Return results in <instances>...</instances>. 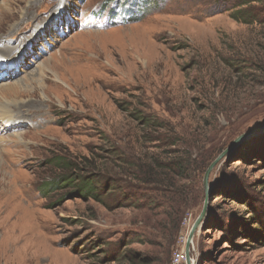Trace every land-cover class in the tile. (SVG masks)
<instances>
[{
    "label": "rangeland",
    "instance_id": "obj_1",
    "mask_svg": "<svg viewBox=\"0 0 264 264\" xmlns=\"http://www.w3.org/2000/svg\"><path fill=\"white\" fill-rule=\"evenodd\" d=\"M231 1L0 0V59H21L11 77L0 68V103L16 120L0 124V264H113L120 252L171 264L204 203L195 264H264V80L224 60L253 57L264 33L234 22ZM133 109L168 128L140 126ZM171 130L190 144L164 147ZM173 149L195 179L182 177L191 201L169 248L153 214L136 240L138 197L153 186L126 161ZM89 173L119 184L108 207L60 183Z\"/></svg>",
    "mask_w": 264,
    "mask_h": 264
},
{
    "label": "trees",
    "instance_id": "obj_2",
    "mask_svg": "<svg viewBox=\"0 0 264 264\" xmlns=\"http://www.w3.org/2000/svg\"><path fill=\"white\" fill-rule=\"evenodd\" d=\"M222 10V9H221ZM230 12L229 17L236 23L242 24L246 27L260 26L262 27L258 33H264V0H232L231 4L227 9ZM264 39V38H263ZM257 49L254 50V56H241L242 61L237 63H230L229 59H224L227 65L234 71L235 74H244L245 71H250L249 80L253 85H259L260 80H264V43L258 44ZM240 53H235L233 57H239ZM253 73V75H251ZM257 75L258 80H254V75ZM255 75V77H256ZM257 82V83H256ZM264 84V81H263ZM253 88V87H252ZM251 90V89H250ZM254 90V91H253ZM250 92H255V89ZM132 120L137 122L143 127H155L156 129L168 128L163 121L159 120L156 116L137 109H133L129 113ZM173 140L171 143H166L164 147H177L181 142L183 144L189 142L181 139L179 135H176L172 130ZM189 137V136H188ZM172 139V138H171ZM160 141V139H156ZM192 143L193 142L191 139ZM193 146V145H192ZM188 145V147H192ZM167 155V156H166ZM178 157H171L176 156ZM165 161L164 159H167ZM163 158V159H161ZM189 156L185 151H179V149H173L167 154L157 153L152 154L151 157H140L135 158L132 155L128 156L126 161V172L128 175L133 177H144L143 181H147L146 185L153 186L152 189H143L148 191V196L140 195L138 200L141 203L140 208L147 212V215L142 219L143 225L138 228L139 233L137 241L142 242L146 238L144 228H147L146 220L153 214L159 216L160 220L156 223V227L159 230L160 239L167 240L171 238V241L167 244L169 248L173 247L178 238V232L182 223L183 212L189 205L191 189L185 188L182 184V177L185 174L189 175L192 171H183L188 169L184 165V160ZM173 160V161H172ZM132 162V163H129ZM190 161L188 160L187 163ZM210 161L199 164V172H204L207 169ZM192 175V174H191ZM195 179V175H192V180ZM60 183L64 187H71L74 190V195L84 200H92L105 207L109 206L107 200L112 198L113 189L117 188L119 184L113 183L110 185L100 177L99 174L89 173L88 175H75L71 174L66 178L60 180ZM116 186V187H115ZM118 191V190H117ZM133 199V198H132ZM131 200V199H130ZM135 201L134 203H136ZM138 206V205H137ZM139 207V206H138ZM154 228V227H153ZM156 264L164 261L153 259L146 261V259L140 258L135 255H126L120 252L115 258L111 259L110 263L113 264Z\"/></svg>",
    "mask_w": 264,
    "mask_h": 264
},
{
    "label": "water",
    "instance_id": "obj_3",
    "mask_svg": "<svg viewBox=\"0 0 264 264\" xmlns=\"http://www.w3.org/2000/svg\"><path fill=\"white\" fill-rule=\"evenodd\" d=\"M248 135V133L244 134V135H241L240 137H238L234 142V143H237L239 142L240 140H242L244 137H246ZM215 163V162H214ZM214 163L206 170L205 174H204V178H203V186H204V189L206 191V187H207V180H208V175L210 173V170L212 169V167L214 166ZM205 215H206V203H204V206L202 208V211L201 213L198 215V217L196 218V220L194 221L188 235H187V238H186V242H185V245H184V253H185V259H186V264H195V261L192 259L191 257V244H192V241H193V237H194V234L197 230V228L199 227V225L202 223V221L204 220L205 218Z\"/></svg>",
    "mask_w": 264,
    "mask_h": 264
},
{
    "label": "bare ground",
    "instance_id": "obj_4",
    "mask_svg": "<svg viewBox=\"0 0 264 264\" xmlns=\"http://www.w3.org/2000/svg\"><path fill=\"white\" fill-rule=\"evenodd\" d=\"M82 24V23H81ZM48 31V30H47ZM51 33V32H49ZM53 33V32H52ZM48 39V38H47ZM21 41V40H20ZM47 41V40H46ZM49 43V42H48ZM9 53L11 54V56L13 58H11V62H8V61H5L4 59H0V68H2V66H4V69H2V71H5V73H7L8 77H11V74L13 72H8V71H14V70H11V69H7L8 66H14V68L16 69L20 64H21V59L18 60V53L17 55H12L13 51L12 49L9 51ZM8 70V71H6ZM21 71V69H20ZM16 74V73H14ZM15 76V75H14ZM9 111H8V107H6L3 103H0V124L1 126H3L5 128H10L12 129L14 127V125L16 124V120H14L13 118H11L9 115H8ZM0 126V127H1ZM2 129V128H0ZM1 155V154H0Z\"/></svg>",
    "mask_w": 264,
    "mask_h": 264
},
{
    "label": "built area",
    "instance_id": "obj_5",
    "mask_svg": "<svg viewBox=\"0 0 264 264\" xmlns=\"http://www.w3.org/2000/svg\"><path fill=\"white\" fill-rule=\"evenodd\" d=\"M185 262H186V259H185V253H184V248H183L181 251H177L173 255L171 264H182Z\"/></svg>",
    "mask_w": 264,
    "mask_h": 264
}]
</instances>
